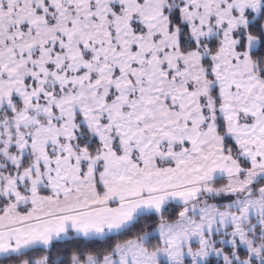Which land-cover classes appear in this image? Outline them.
Masks as SVG:
<instances>
[{
	"label": "snow or ice",
	"instance_id": "obj_1",
	"mask_svg": "<svg viewBox=\"0 0 264 264\" xmlns=\"http://www.w3.org/2000/svg\"><path fill=\"white\" fill-rule=\"evenodd\" d=\"M0 264H264V0H0Z\"/></svg>",
	"mask_w": 264,
	"mask_h": 264
}]
</instances>
